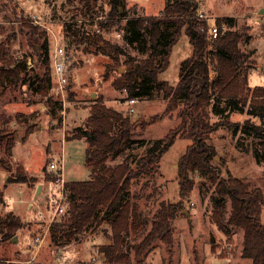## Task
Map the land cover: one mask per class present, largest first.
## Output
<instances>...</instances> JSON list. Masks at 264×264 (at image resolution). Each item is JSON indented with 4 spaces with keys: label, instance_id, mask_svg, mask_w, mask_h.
Listing matches in <instances>:
<instances>
[{
    "label": "trees",
    "instance_id": "1",
    "mask_svg": "<svg viewBox=\"0 0 264 264\" xmlns=\"http://www.w3.org/2000/svg\"><path fill=\"white\" fill-rule=\"evenodd\" d=\"M66 1L77 4L83 17L93 18L100 9L102 13L99 16L105 19L98 21L100 27L119 21L117 27L124 43L147 54L138 57L127 53L124 44L110 42L101 32L85 30L83 26L80 28L74 21L64 24L63 33L68 42L94 46L96 52L110 54L116 63L121 61V55H125L123 71L119 70L120 66L117 67L118 76L112 81L113 87L124 91L125 99L149 98L154 90L161 91L166 100L165 110H175L178 122L163 136L136 140L138 129L146 126V123L140 122L141 118L133 119L129 111L108 106L101 96L92 99L86 117L64 135L65 140L86 141L85 161L92 169V177L64 182L68 210L64 217L49 224L50 241L57 247H63L72 240L80 242L85 231L105 223L109 228V233H106L108 241L99 246L103 262L131 264L130 250L140 261L157 240L167 245L172 243L171 222L184 209L183 201L193 189L194 177L201 176L209 178L214 185V193L210 197L211 220L225 235H230V226L241 227V255L250 259V264H264V223L260 218L264 194L258 186L235 176L222 157L214 163L217 152L209 142L212 132L226 126L232 128L233 133L240 130L246 136L257 138L258 147L252 148L254 157L259 160V156H264V126L249 120L239 125L227 119L230 112L244 110L264 118V86L249 85L250 52L240 45L247 37L246 29L231 28L235 20L226 16L215 20L217 35L212 37L211 24L198 17L199 2L196 0H165L161 11L150 16L124 15L126 0H106V13H103L102 5L94 8L98 0ZM25 19L21 22L31 35V45L42 65L48 69L50 53L45 32L37 30L40 25L33 23L31 18ZM182 31L188 37L192 52L180 61L178 80L170 84L160 80L158 75L167 68L172 47ZM4 54L1 56L0 81L10 86L26 85L46 97L48 113L55 117L62 109V103L47 96L54 72L50 74L44 70L42 74L30 78L24 74L26 57L15 60L8 57L7 52ZM212 71L213 75L210 74ZM210 113L218 115L219 119L211 121ZM16 117L20 118L19 115ZM4 135L2 130L0 147L3 143V153L10 156L13 141ZM176 138L189 141L177 161L178 200L160 201L151 215L149 229L143 232V207L147 200L140 203L134 200L130 188L141 178L158 172L163 153ZM136 141L144 147L140 156H125L115 164L108 163L112 153ZM0 165L6 170L11 169L1 156ZM221 166H225L224 176L221 175ZM13 173L8 181L28 182L35 179V175L29 174L21 165H17ZM54 177L53 171L45 172L46 181L50 182ZM21 226L20 218L12 212L0 220V232L8 239ZM135 235H141L140 239L130 242V237Z\"/></svg>",
    "mask_w": 264,
    "mask_h": 264
},
{
    "label": "rangeland",
    "instance_id": "2",
    "mask_svg": "<svg viewBox=\"0 0 264 264\" xmlns=\"http://www.w3.org/2000/svg\"><path fill=\"white\" fill-rule=\"evenodd\" d=\"M196 1L213 23L216 19L230 16L235 20V25L231 28L246 29L247 37L240 45L250 52L248 82L250 86H264V14L259 13V9L264 7V0ZM164 3L165 0H126L124 15H156ZM100 5L103 13H106V0H98L94 8L98 9ZM97 11L90 18L83 17L80 7L66 0H0V66L3 63L1 56H5L4 52H7V56L15 60L26 57L24 74L30 78L35 74H42L44 70L51 74L54 47L62 46L67 53L64 66L68 81L64 91H48L47 96L62 103V109L57 111L55 117L48 113L46 97L26 85L10 86L0 81V133L3 130L4 136L13 141L10 156L3 153V143L0 147V156L11 166L10 170H6L0 165V220L12 212L19 215L22 223L12 235L16 237L15 241L12 237L5 238L0 232V264H55L57 261L65 264H91V255H96L99 263L105 264L99 246L108 241L106 233H109V228L106 224L89 228L81 236L80 242L72 240L63 247H57L49 238L50 222L46 219L49 211L45 196L50 188L45 172L50 171L48 165L51 161L61 165L65 181L92 177V169L85 161L86 141L64 138L65 133L70 132L86 117L92 99L101 96L108 106L127 112L125 92L112 85V81L118 76L117 67L123 68L122 60L125 55H121V61L116 63L110 54L96 52L94 46L85 43L70 44L63 33L64 24L71 21L76 22L80 28L83 26L85 30L92 31L99 26L98 21L105 20L102 15L99 16L102 13L99 12L100 9ZM32 14H38L43 20L37 30L44 31L47 38L50 53L48 69L42 65L31 45V35L21 22L25 18L30 20ZM117 22L119 21L99 26L102 36L110 42L124 44L127 53L144 57L147 52L140 53L124 43ZM209 51L210 47L207 49V58ZM191 52L192 46L182 31L172 47L167 68L158 75L159 79L175 84L180 61ZM210 74L213 75V71ZM56 80L53 75L51 86L56 84ZM132 106L134 110L129 113L130 117L141 118L140 122L146 123L144 129H138L136 140L163 136L178 122L175 110H165L166 100L161 91L154 90L149 98H138ZM144 117L148 121L143 120ZM218 119V115L210 113L211 121ZM227 119L238 122L239 125L249 120L250 123L264 126V118L250 115L246 110L230 112ZM209 142L215 146L218 156L214 163L222 157L235 176L245 178L252 186H258L264 194V156H259L257 160L252 149L258 147L257 138L246 136L240 130L233 133L232 128L221 126L210 134ZM188 143L186 139L176 138L163 153L158 172L141 178L131 186L130 194L134 200L139 203L147 200L143 207V232L149 229L151 215L160 201L178 200L177 161ZM143 152L144 147L138 141L129 146L123 145L110 155L108 163L115 164L125 156L138 157ZM17 165L24 166L29 174L35 175V179L28 182L8 181ZM221 175H225V166H221ZM194 178L193 189L183 201L187 213L179 212L171 222L172 243L167 245L157 240L140 261L134 258L133 251L130 250L131 264H250V259L241 255L243 229L230 226V235H225L217 228L211 220L210 197L214 193V185L207 177ZM39 183L42 184L41 191L34 196ZM229 208L227 200V209ZM40 212L45 218L39 217ZM260 218L264 223V204ZM140 237L141 235L131 236L130 242L138 241Z\"/></svg>",
    "mask_w": 264,
    "mask_h": 264
},
{
    "label": "built area",
    "instance_id": "3",
    "mask_svg": "<svg viewBox=\"0 0 264 264\" xmlns=\"http://www.w3.org/2000/svg\"><path fill=\"white\" fill-rule=\"evenodd\" d=\"M198 17L202 19L208 20L209 24H211L210 27V33L212 37H215L217 35V27L213 23V21L209 18V16L204 12L202 7L199 5V11H198ZM31 21L33 23L41 25L43 22L42 18L38 14H32L31 15ZM93 31L95 32H101V29L99 27H94ZM64 48L62 46H55L53 50V72L56 77V84L54 86H51L52 91H58L61 92L66 89L67 86V77L65 75V66H64ZM138 99L135 97L127 98L125 99V102L128 103L127 111L132 112L134 110L133 104ZM48 169L50 171H53L55 173V177L53 180H51L50 188L45 193L46 196V206L49 211L48 221L51 223L55 218L61 219L65 216L68 210V200L66 195V190L64 187L65 180L62 177L61 173V165L58 163L51 161L48 165ZM39 217L41 219L45 218V216L40 212ZM91 264H100L98 261V257L96 255H91L90 257ZM102 261H104V257L102 255ZM55 264H65L63 261H57Z\"/></svg>",
    "mask_w": 264,
    "mask_h": 264
},
{
    "label": "water",
    "instance_id": "4",
    "mask_svg": "<svg viewBox=\"0 0 264 264\" xmlns=\"http://www.w3.org/2000/svg\"><path fill=\"white\" fill-rule=\"evenodd\" d=\"M259 13L264 14V7H261V8L259 9ZM260 19H261V18H259V20H260ZM119 70H120V71H123V68H120ZM263 72H264V68H263ZM211 75H212V74H211ZM147 119H148L147 117H144V118H143V120H145V121H148ZM215 158L218 159V156H216ZM41 188H42V184L39 183V184L37 185V187H36L35 192H34V195H35V196H37V195L40 193ZM182 212H183V213H187V210L184 208V209L182 210ZM12 240L15 241V240H16V237L13 236V237H12Z\"/></svg>",
    "mask_w": 264,
    "mask_h": 264
},
{
    "label": "crops",
    "instance_id": "5",
    "mask_svg": "<svg viewBox=\"0 0 264 264\" xmlns=\"http://www.w3.org/2000/svg\"><path fill=\"white\" fill-rule=\"evenodd\" d=\"M202 9H204V8H202ZM226 15H228V14H225V16ZM216 16H220V15H216ZM171 54V53H170ZM159 78V77H158ZM118 109V108H117ZM25 147H27V142H25ZM26 152H27V148H26V150H25ZM236 155V154H235ZM226 162V161H225ZM227 165V164H226ZM229 169V168H228ZM230 170V169H229ZM32 175V174H31ZM35 196V195H34ZM16 216H19V215H17V214H15Z\"/></svg>",
    "mask_w": 264,
    "mask_h": 264
}]
</instances>
